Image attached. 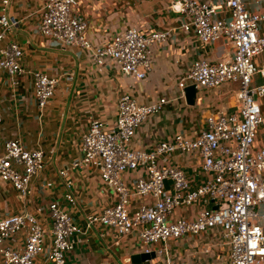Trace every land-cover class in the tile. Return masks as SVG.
<instances>
[{
    "label": "built area",
    "instance_id": "1",
    "mask_svg": "<svg viewBox=\"0 0 264 264\" xmlns=\"http://www.w3.org/2000/svg\"><path fill=\"white\" fill-rule=\"evenodd\" d=\"M77 1L44 0L39 9V33L59 45L82 49L97 65L110 61L124 75L143 79L151 69L149 47L167 41L171 29L143 35L135 27H127L97 45L84 34L87 20L72 13ZM174 2L179 3L184 18L180 24L183 33L193 34L201 44L224 40L233 48L229 56L215 61L196 58L178 80V97H184L191 84L215 88L234 82L236 110L208 114L205 129L194 137L178 133L158 140L151 149L135 150L128 144L142 122L173 99L161 97L141 104L129 93H121L114 125L106 128L100 120L91 119L80 136L79 155L58 171L63 178L69 170L96 168L113 190L114 201L87 213L79 224L74 217L71 181L66 179L62 198L43 208L49 219L48 232L29 211L0 218V264H36L38 257L48 264H67L68 254L96 228L112 230L116 243L135 232L140 244L137 253H154L142 263L158 264L159 259V264H175L170 240L212 232L211 243L196 254L201 256L200 264H264V231L256 221V207L264 202V146L253 147L255 130L264 122L258 102L264 84H251L254 74L264 76V65L257 67L253 62L264 51V33L259 27L264 14L249 10L247 0H169V6ZM9 3L0 0V72L13 85L19 84L21 76H29L40 118L60 79L23 68L21 47L6 39V32L18 25L7 12ZM65 77L72 79L71 73ZM3 113L0 109V130ZM174 152L201 157L202 182L193 184L184 169L170 161ZM44 167L42 148L29 147L17 136L1 142L0 180L10 183L20 199L26 200L33 178ZM132 173L135 175L127 177ZM177 209L186 214L173 218ZM19 232H24V242L12 247L9 240ZM124 262L134 264L130 255Z\"/></svg>",
    "mask_w": 264,
    "mask_h": 264
},
{
    "label": "crops",
    "instance_id": "2",
    "mask_svg": "<svg viewBox=\"0 0 264 264\" xmlns=\"http://www.w3.org/2000/svg\"><path fill=\"white\" fill-rule=\"evenodd\" d=\"M43 2L10 0L7 12L18 21V25L6 32V39L21 47L23 68L41 70L60 80L53 97L37 118L39 110L33 99L29 76H21L19 84L13 85L0 72V109H4L0 144L6 138L17 136L29 147L42 148L45 167L33 178L26 200L18 197L10 183L0 180V218L29 211L37 215L48 232L49 219L43 208L50 201L62 198L67 191L66 179L71 181L70 191L76 199L74 217L79 224L84 223L87 213L97 212L114 201L113 190L105 185L96 168L85 166L69 170L63 178L58 171L67 168L79 155L80 136L91 119L100 120L106 128L114 125L117 99L121 93H129L141 104L152 103L161 97L173 99L160 112L149 115L128 144L135 150H148L158 140L170 139L178 133L186 137L198 135L205 129L206 116L212 112L221 109L235 111L237 84L229 82L215 88L195 86L191 103L185 96L178 97V80L196 58L215 61L229 56L233 48L224 40L201 44L193 34L183 33L180 24L184 18L178 11L177 2L170 7L169 0H78L72 7L73 14L87 20L84 34L97 45L109 41L127 27H135L143 35L171 29L167 41L155 42L149 47L151 69L143 79L124 75L110 61L97 65L82 49L59 45L41 35L37 26ZM246 6L264 14V0H247ZM259 27L264 33V19ZM253 62L257 67L263 66L264 51L255 56ZM68 73L72 75L71 80L65 77ZM251 84H264V76L254 74ZM258 102L264 115V95L258 98ZM261 146H264V122L255 130L253 141L254 148ZM201 160L198 154L190 152H174L170 156V161L183 168L193 184L202 182L205 177L200 169ZM61 202L65 206V202ZM256 209V221L264 231V202ZM185 214L184 209H177L173 218ZM212 234L206 232L197 237L188 235L170 240L175 264H200L201 256L196 254L211 243ZM23 242L24 232L9 240V244L17 248ZM139 249L135 232L116 243L112 230L91 229L83 244L68 254L67 264H125L124 258L137 254ZM36 264L48 263L38 257Z\"/></svg>",
    "mask_w": 264,
    "mask_h": 264
},
{
    "label": "water",
    "instance_id": "3",
    "mask_svg": "<svg viewBox=\"0 0 264 264\" xmlns=\"http://www.w3.org/2000/svg\"><path fill=\"white\" fill-rule=\"evenodd\" d=\"M177 7L179 8V3H177ZM194 95H195V85L194 84L188 85L185 88V97H186L188 103L192 102V98ZM153 257H154L153 252L150 254L137 253V254H133L131 256V260L134 264H139V263H142V262L149 260Z\"/></svg>",
    "mask_w": 264,
    "mask_h": 264
},
{
    "label": "rangeland",
    "instance_id": "4",
    "mask_svg": "<svg viewBox=\"0 0 264 264\" xmlns=\"http://www.w3.org/2000/svg\"><path fill=\"white\" fill-rule=\"evenodd\" d=\"M157 263H158V264L160 263V260H159V259H157Z\"/></svg>",
    "mask_w": 264,
    "mask_h": 264
}]
</instances>
